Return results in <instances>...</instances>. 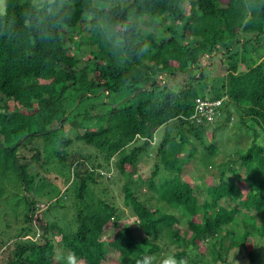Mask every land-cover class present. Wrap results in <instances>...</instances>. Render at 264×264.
Instances as JSON below:
<instances>
[{
  "label": "trees",
  "instance_id": "1",
  "mask_svg": "<svg viewBox=\"0 0 264 264\" xmlns=\"http://www.w3.org/2000/svg\"><path fill=\"white\" fill-rule=\"evenodd\" d=\"M119 1L4 2L0 219L6 230L22 217L27 225L20 237L40 233L17 245L7 264H57V235L83 264H101L112 253L116 264H144L160 252L154 240L161 233L168 245L182 247L174 264H201L206 251L212 264H230L238 249L255 264V237L264 243V144L256 142L264 134V0ZM85 21L87 33L78 36ZM82 46L89 54H79ZM214 62L223 65V75L209 74ZM196 99L220 103L201 115ZM232 113L239 115L234 131L253 132L251 144L229 152L210 184L184 180V164L194 157L195 142L204 143L205 126L218 119L214 138L231 125ZM170 124L176 135L167 131ZM160 129L150 175L133 185L137 163L151 155ZM81 146L96 149L105 167ZM205 151L218 152L211 144ZM104 168L123 178L124 203L140 231L117 222L118 209L100 189ZM49 175L65 185L53 201L57 188ZM70 200L74 214L66 222L76 229L66 234L47 218ZM109 225L114 232L102 241ZM175 226L185 227L183 234Z\"/></svg>",
  "mask_w": 264,
  "mask_h": 264
},
{
  "label": "rangeland",
  "instance_id": "2",
  "mask_svg": "<svg viewBox=\"0 0 264 264\" xmlns=\"http://www.w3.org/2000/svg\"><path fill=\"white\" fill-rule=\"evenodd\" d=\"M6 0H0V12L3 10V5L4 2ZM35 1V0H32ZM41 1V0H38ZM131 0H120L119 3H123L125 5L129 4ZM88 20V18H87ZM87 21H85V24H83L79 30L81 31V34L78 36H85L86 35V23ZM79 31V32H80ZM78 36H76V38H78ZM79 54H89L88 48L85 47H81L79 48ZM240 68H243L242 66ZM189 72V70H187ZM224 72V68L223 65L220 62H214L212 64V67L209 68V74L210 75H223ZM226 117V114H223L220 117V121H224ZM239 119V115L237 114V119L236 116L234 115V113H232V117L230 118V123L229 126L225 129V131L221 132L220 134H215V137L212 138L211 133L212 130L214 128V126L220 122H218V119H216L215 124L213 125H206L205 129L203 130L204 132V138L203 141L204 143H196L195 145H197V150L194 154V157L189 160L187 163L184 164V169L182 172V178L186 181H189L191 184L194 182H198L201 178H205L206 183L210 184L211 182L215 181L217 178V171L215 170L216 166L222 162L226 155L229 152H233L234 149L236 148V146L240 149V150H245L252 142L253 140V132L250 130V128L248 130L244 129V128H237L234 131V125L232 123H234L235 121L238 122ZM250 126V124H248ZM252 125V124H251ZM167 131L172 134V135H176L178 128L174 127V124H170L167 127ZM163 134V130L160 129L159 131H157L156 133V137L155 139H153L152 143H151V151L149 156L147 157H142L138 163H137V167H136V174H134L132 176V179L134 180V183H136V181L138 180V176L141 177L142 179H146L149 177L150 172L152 170L153 164L155 163L156 159L154 158L155 156V149L157 146V143L159 141V139L161 138ZM236 136H238V140L236 141ZM0 141H2V138L0 136ZM256 142L258 144H264V134L259 133L258 138L256 139ZM216 145L217 147V154H215L214 156H210L209 154H207L206 147L209 145ZM74 148V147H73ZM130 148V147H129ZM76 150V148H74ZM82 154H92L93 156H97V158L99 159V163H101L103 165V167H105V163L104 161H102L98 151L92 147H87V146H81L80 149ZM25 155H30L29 152H25ZM144 156V155H143ZM115 156L113 158H111L109 164L112 166L113 161H115ZM45 159H43L44 161ZM54 163H56V161H53ZM110 166V167H111ZM46 167V166H45ZM55 173V171L53 172ZM52 173V174H53ZM100 175H101V185H100V189H106L107 193L105 195V197L112 203H114V205L116 206V208L118 209L119 212V216L120 219L117 221L120 224H129L130 226H137L135 228V232L140 231L141 227L140 224L138 222H136V216L133 214L132 210L129 208V206H127L124 203V199H123V193H122V185L124 183L123 178L121 176H119V174L115 171V170H109L107 171L105 168L100 170ZM41 177L43 176L42 173L39 174ZM49 177L51 179H53L57 190L59 191L58 193H56V191L51 192L49 195V198L51 201L56 199V196L61 195L63 193V191L65 190V185L63 184L62 180L60 179H55L54 180V176L53 175H49ZM166 176H162V178H165ZM200 177V178H199ZM199 178V179H197ZM156 181L158 183H160L162 181V179L157 178ZM203 181V180H202ZM210 181V182H209ZM201 183V181H200ZM96 188V189H95ZM95 192L97 194H99V189H98V185L95 186ZM142 191H144L146 188L142 187L141 188ZM57 194V195H56ZM63 196V195H62ZM201 198H200V202L202 201V199H205V193L201 192L200 194ZM71 199V198H70ZM156 200L152 198V201L150 202V206L151 208H155L156 206ZM73 204L74 201L70 200V202L64 203V208L63 210H60L57 213L52 212L50 213V216L48 219L49 222H54L56 221L63 229L64 233L66 234H70L73 233L76 229V226H71L68 227L67 226V222L70 219V215L74 214V208H73ZM46 204L42 203L40 205V209L45 211L46 209ZM62 218L61 221L60 217ZM27 223H24L22 217L20 218V220L17 222H14V224L12 225V227L10 229H6L4 228V224L0 219V231H5L3 234V237L1 240H3V242L5 243V245L0 249V264H7L10 262V260L13 258L14 256V251H15V247L17 245H23L29 242H35L36 239H38L40 236V233H38L36 231V235L33 237L31 235L29 236H22V228L26 227ZM185 228V227H184ZM184 228L183 226H175V229H177V231L180 234H183L184 232ZM114 232V227L109 225L105 228V235L104 237L102 236V241H106V236H111V234ZM156 243H158L161 247L160 252L154 256L153 258H148V256L145 258V262L144 264H174V258L173 255L176 252L181 251L182 247H177L176 245H168L167 244V237L166 235H164L163 233H161V235L157 238H155L154 240ZM54 245H55V261L57 264H83L82 262L72 258L68 251L63 247L62 242H61V238L59 235H57L54 240ZM255 243L258 246V250L257 253L260 254L259 256H257L256 258V263L255 264H264V243L263 241L258 238L255 237ZM238 252H231L233 253L232 255H229L228 258V262L230 264H250L248 261V258L246 256L245 251L238 249ZM194 253V252H193ZM212 254H210V252L206 251V253L204 254V257L201 259V264H212ZM118 263L117 261V255L116 254H109L108 256V260L106 262H102L101 264H116Z\"/></svg>",
  "mask_w": 264,
  "mask_h": 264
},
{
  "label": "built area",
  "instance_id": "3",
  "mask_svg": "<svg viewBox=\"0 0 264 264\" xmlns=\"http://www.w3.org/2000/svg\"><path fill=\"white\" fill-rule=\"evenodd\" d=\"M195 102H196L195 109L197 113L201 115H207L208 113L211 114L212 107L217 106L220 103L218 101L217 102H205L202 99H196Z\"/></svg>",
  "mask_w": 264,
  "mask_h": 264
}]
</instances>
